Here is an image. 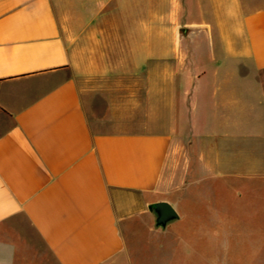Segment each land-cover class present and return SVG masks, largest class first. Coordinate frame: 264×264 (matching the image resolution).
Wrapping results in <instances>:
<instances>
[{"label":"crops","instance_id":"obj_1","mask_svg":"<svg viewBox=\"0 0 264 264\" xmlns=\"http://www.w3.org/2000/svg\"><path fill=\"white\" fill-rule=\"evenodd\" d=\"M187 216L191 259L264 252V5L0 0V264H150Z\"/></svg>","mask_w":264,"mask_h":264},{"label":"rangeland","instance_id":"obj_2","mask_svg":"<svg viewBox=\"0 0 264 264\" xmlns=\"http://www.w3.org/2000/svg\"><path fill=\"white\" fill-rule=\"evenodd\" d=\"M244 1L250 7L264 5V0ZM184 220H187V222L169 226L170 233H165L163 247L156 246V248L151 249L150 264H264V252L259 253L260 257L257 262L254 259L248 260L247 256L251 253L248 254L244 251L237 238L230 235L223 237L220 233L215 234V229L213 235L207 236L206 239L203 237L202 243L200 242L202 232L199 230V237L195 239L197 248H195L194 256L191 259L189 244L190 220L188 216ZM199 227L206 228L204 225H199ZM199 227L198 229H200Z\"/></svg>","mask_w":264,"mask_h":264},{"label":"water","instance_id":"obj_3","mask_svg":"<svg viewBox=\"0 0 264 264\" xmlns=\"http://www.w3.org/2000/svg\"><path fill=\"white\" fill-rule=\"evenodd\" d=\"M151 212L155 217V226L165 228L178 218L174 208L168 202H157L151 205Z\"/></svg>","mask_w":264,"mask_h":264}]
</instances>
